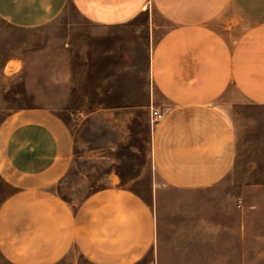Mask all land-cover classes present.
Wrapping results in <instances>:
<instances>
[{"label":"crops","instance_id":"1","mask_svg":"<svg viewBox=\"0 0 264 264\" xmlns=\"http://www.w3.org/2000/svg\"><path fill=\"white\" fill-rule=\"evenodd\" d=\"M68 6L92 25L81 52L91 65L78 75L91 66L93 83L126 103L145 76L143 107L165 113L152 125L146 193L114 181L75 204L56 189L76 148L59 117L71 112L72 52L67 33L44 25ZM0 18L43 29L29 41L38 47L0 65L25 93L0 122V264H246L243 252L217 260L197 244L229 230L244 241L260 210L237 196L264 194V178L238 189L222 180L237 153L229 107L264 108V0H0Z\"/></svg>","mask_w":264,"mask_h":264},{"label":"rangeland","instance_id":"2","mask_svg":"<svg viewBox=\"0 0 264 264\" xmlns=\"http://www.w3.org/2000/svg\"><path fill=\"white\" fill-rule=\"evenodd\" d=\"M44 27L59 28L67 33L69 50L72 52L68 108L59 115L70 128L75 140V155L70 170L56 189L73 203L79 204L97 189L119 181L140 193H146L154 177L151 158V110L143 107L142 87L145 76L134 77L131 99L125 102L123 91H103L99 83H93L92 68L89 75H78V65H91L82 57L83 49H91L92 25L67 7ZM43 29L19 31L0 18V65L8 58L21 55L38 42ZM33 43V44H32ZM94 87H97L95 89ZM19 78L0 79V122L8 112L23 102L25 94L20 89ZM133 106L132 109L125 108ZM115 107H120L115 109ZM237 137V153L234 167L222 180V184L238 189L254 179L264 178V108L249 103L229 107ZM241 197L249 206L260 204V210L248 214L244 241L233 243L236 232L208 235L198 243V251L219 260L224 251H239L245 255L246 264H264V194L256 195L246 189ZM231 242H223L225 238ZM232 238V239H233ZM203 248V249H201ZM77 255V252H73Z\"/></svg>","mask_w":264,"mask_h":264},{"label":"built area","instance_id":"3","mask_svg":"<svg viewBox=\"0 0 264 264\" xmlns=\"http://www.w3.org/2000/svg\"><path fill=\"white\" fill-rule=\"evenodd\" d=\"M165 116V113L155 109V108H151V116H150V120L151 123L154 125L156 123H158L160 120H162Z\"/></svg>","mask_w":264,"mask_h":264}]
</instances>
